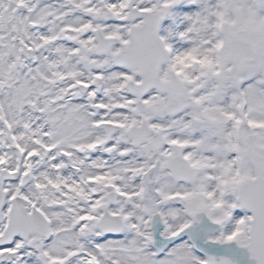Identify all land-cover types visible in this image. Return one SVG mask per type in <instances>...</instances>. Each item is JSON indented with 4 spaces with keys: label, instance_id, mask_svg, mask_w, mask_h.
Masks as SVG:
<instances>
[{
    "label": "snow or ice",
    "instance_id": "snow-or-ice-1",
    "mask_svg": "<svg viewBox=\"0 0 264 264\" xmlns=\"http://www.w3.org/2000/svg\"><path fill=\"white\" fill-rule=\"evenodd\" d=\"M0 264H264V0H0Z\"/></svg>",
    "mask_w": 264,
    "mask_h": 264
}]
</instances>
